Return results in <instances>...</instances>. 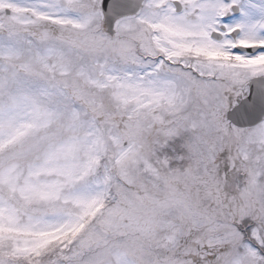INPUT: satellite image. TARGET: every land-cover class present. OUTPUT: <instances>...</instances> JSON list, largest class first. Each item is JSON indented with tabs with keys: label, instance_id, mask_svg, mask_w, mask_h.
I'll use <instances>...</instances> for the list:
<instances>
[{
	"label": "snow or ice",
	"instance_id": "obj_1",
	"mask_svg": "<svg viewBox=\"0 0 264 264\" xmlns=\"http://www.w3.org/2000/svg\"><path fill=\"white\" fill-rule=\"evenodd\" d=\"M0 264H264V0H0Z\"/></svg>",
	"mask_w": 264,
	"mask_h": 264
}]
</instances>
